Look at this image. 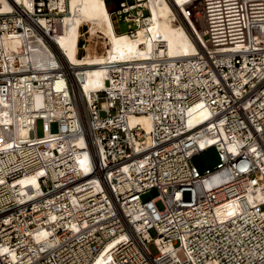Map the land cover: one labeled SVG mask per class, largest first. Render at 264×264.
Instances as JSON below:
<instances>
[{
  "label": "built area",
  "instance_id": "2783aa9c",
  "mask_svg": "<svg viewBox=\"0 0 264 264\" xmlns=\"http://www.w3.org/2000/svg\"><path fill=\"white\" fill-rule=\"evenodd\" d=\"M7 2L0 98L10 95L11 105L1 106L0 264H91L119 233L126 238L106 264H264V30L250 28L236 52L198 48L189 57L106 64L104 89L82 93V110L53 46L68 11L54 6L59 0ZM142 2L125 0L110 13L130 37L148 24ZM135 9L140 15L131 18ZM11 35L21 47L9 54L2 38ZM197 105L208 119L190 125ZM130 116H146L150 131L130 127ZM19 130L27 138H15ZM84 138L89 149L76 145ZM210 148L219 166L200 174L192 157ZM28 175L37 189L16 186ZM151 190L158 195L142 201ZM222 206L239 210L221 220Z\"/></svg>",
  "mask_w": 264,
  "mask_h": 264
},
{
  "label": "bare ground",
  "instance_id": "6f19581e",
  "mask_svg": "<svg viewBox=\"0 0 264 264\" xmlns=\"http://www.w3.org/2000/svg\"><path fill=\"white\" fill-rule=\"evenodd\" d=\"M141 1H144L142 6L150 12L147 16L148 24L135 29L133 37L126 32H116L114 27L116 24L107 12L104 0H59L54 4L59 11H68V14L61 18L62 31L55 35L57 46L54 44L53 46L69 75L74 100L82 110V93L89 98L92 93L104 89V81L108 75L106 64L147 62L161 57L169 59L189 57L198 54V48L236 52L246 47L250 28L259 34L264 30V0H216L205 5L203 17L200 19L197 16L199 0ZM16 2L29 4V0ZM12 11L13 7L7 0H0V13ZM48 22L46 19H40V23L46 29ZM84 26L89 37H101L104 40V52L101 55L91 53L88 57L86 50L88 45L84 47L85 55L78 57V40L82 36L80 28ZM2 42L9 54L21 47V40L15 35L3 37ZM11 91L12 94L15 93L13 89ZM7 105H11L10 95L5 99L0 98V122L7 120L4 109L1 108ZM190 115L188 119L190 125L200 124L208 119V113L201 105L195 106ZM25 123H30V119H25ZM128 125L130 127L140 125L146 133L151 129L146 116H130ZM48 134L47 132L46 135ZM27 135V131L19 130L15 133V138L25 139ZM5 141L0 131V145ZM76 145L78 147L85 145L89 149L87 138L77 141ZM75 155L80 156L78 160L83 158L87 160V157L79 152ZM210 182L211 180L208 185ZM16 186L23 190L38 188L33 175L21 178ZM235 210L238 211L239 208L222 206L216 210V214L221 220L229 219L236 213ZM135 226L137 231H142V225ZM144 236L147 237V234ZM125 238L122 233L112 237L91 264H106L111 257L109 251ZM162 250H165V247H162Z\"/></svg>",
  "mask_w": 264,
  "mask_h": 264
},
{
  "label": "rangeland",
  "instance_id": "374dc122",
  "mask_svg": "<svg viewBox=\"0 0 264 264\" xmlns=\"http://www.w3.org/2000/svg\"><path fill=\"white\" fill-rule=\"evenodd\" d=\"M121 1L124 2L125 0H104V5L106 7V10L110 12L118 9ZM126 1L129 5L135 4V0H126ZM211 2H216V0H199L197 2V16L199 19L203 17V9L205 5ZM143 3L144 2H142V4ZM130 15L131 18L138 17L140 15L139 9H135L134 11L130 12ZM143 15L147 16V12H143ZM112 19L113 21H116L117 17H113ZM116 26H117V31H116L117 33L118 32L125 33L128 31L127 24L121 21V19L119 22L118 21L116 22ZM131 28H134V26H131ZM83 32H86L85 26L82 28L81 34ZM87 35L88 34L84 36V40L86 38V42L79 43L78 57L85 55L84 49L83 50L81 49L82 44H84V47L89 45L90 46L89 49H91L90 52L94 49L96 51L95 52L96 55H101V53L104 52V47H103L105 45L104 40L101 37H89V35L88 36ZM52 130H54V126H52ZM36 136L37 137L42 136V126L40 121H38L36 125ZM192 164L200 174L212 171L216 166H219V159L216 150L214 148H210L201 153L196 154L195 156L192 157ZM157 195L158 193L156 190H151L142 196V201L150 200L156 197ZM156 207L159 210L163 209L162 203L159 201L156 203ZM148 234L151 238H154L156 236L153 230L148 231ZM147 247L152 256L157 255L156 247L152 243L148 244Z\"/></svg>",
  "mask_w": 264,
  "mask_h": 264
},
{
  "label": "crops",
  "instance_id": "0c3cea01",
  "mask_svg": "<svg viewBox=\"0 0 264 264\" xmlns=\"http://www.w3.org/2000/svg\"><path fill=\"white\" fill-rule=\"evenodd\" d=\"M121 2H122V1H121ZM105 8H106V7H105ZM116 10H118V9H116ZM116 10H114V11H116ZM114 11H110V12L107 11V12H108V13H111V12H114ZM114 27H115V29L117 30V26L115 25ZM89 47H90V46H89ZM89 47H87V49H86V50H87V53H88V57H90V54H91V53H94V54H95V52H96L94 49L90 52L91 49H89ZM95 55H96V54H95Z\"/></svg>",
  "mask_w": 264,
  "mask_h": 264
},
{
  "label": "trees",
  "instance_id": "16d2710c",
  "mask_svg": "<svg viewBox=\"0 0 264 264\" xmlns=\"http://www.w3.org/2000/svg\"><path fill=\"white\" fill-rule=\"evenodd\" d=\"M121 3V2H120ZM78 56H79V54H78Z\"/></svg>",
  "mask_w": 264,
  "mask_h": 264
}]
</instances>
